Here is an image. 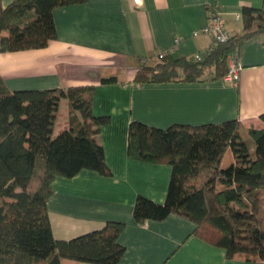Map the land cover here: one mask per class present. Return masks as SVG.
I'll list each match as a JSON object with an SVG mask.
<instances>
[{
    "label": "trees",
    "instance_id": "16d2710c",
    "mask_svg": "<svg viewBox=\"0 0 264 264\" xmlns=\"http://www.w3.org/2000/svg\"><path fill=\"white\" fill-rule=\"evenodd\" d=\"M85 0H13L0 4V52L43 48L56 37L53 10ZM243 27L216 43L199 60L164 55L142 64L138 84L201 82L226 76L228 58L239 59L244 42L264 38V10L243 6ZM115 77L102 78L103 82ZM93 85L9 90L0 80V264H62L63 259L117 264L125 225L109 220L70 239L53 236L47 208L56 177L82 169L110 171L99 140L107 116L92 113ZM61 102L67 126L53 134ZM261 119L264 120V114ZM227 151L230 162L221 163ZM127 154L167 163L171 174L165 201L138 195L137 223L176 213L193 224L192 234L218 246L227 258L264 261V127L236 118L220 123L172 124L166 128L129 123Z\"/></svg>",
    "mask_w": 264,
    "mask_h": 264
},
{
    "label": "crops",
    "instance_id": "0c3cea01",
    "mask_svg": "<svg viewBox=\"0 0 264 264\" xmlns=\"http://www.w3.org/2000/svg\"><path fill=\"white\" fill-rule=\"evenodd\" d=\"M13 0H0L6 6ZM243 6L264 10V0H85L55 8L56 37L43 48L0 52V80L9 90L93 85L92 113L107 116L99 140L109 175L82 169L56 177L47 208L53 236L70 239L101 228L106 221L125 223L118 241L124 252L117 264H256L192 234L194 224L170 213L142 224L133 218L138 195L165 201L171 174L167 163L127 154L129 123L166 128L172 124L220 123L236 118L242 125L264 127V38L244 42L237 82L224 77L201 82L138 84L142 64L156 52L192 58L216 43L199 33L217 11L230 35L242 30ZM2 32L0 35H5ZM115 80L103 82L102 78ZM67 126L65 104L53 134ZM62 264H94L63 259ZM258 264H264V261Z\"/></svg>",
    "mask_w": 264,
    "mask_h": 264
},
{
    "label": "built area",
    "instance_id": "2783aa9c",
    "mask_svg": "<svg viewBox=\"0 0 264 264\" xmlns=\"http://www.w3.org/2000/svg\"><path fill=\"white\" fill-rule=\"evenodd\" d=\"M139 2H140V0H137V3H139ZM199 33L212 34L214 43L225 42L230 37V33L225 26L224 19H223L222 15L217 11L213 12L210 15L208 22L206 23L205 26H203L200 30L194 31V35H197ZM207 52H208L207 50L204 52H198L193 56V59L199 60L204 55H206ZM164 55H165L164 52H156L155 53L156 58H161ZM240 70H241V65L238 62L236 56L235 55L229 56V58H228V70H227L226 76L224 78L230 82H237L238 78H239Z\"/></svg>",
    "mask_w": 264,
    "mask_h": 264
},
{
    "label": "rangeland",
    "instance_id": "374dc122",
    "mask_svg": "<svg viewBox=\"0 0 264 264\" xmlns=\"http://www.w3.org/2000/svg\"><path fill=\"white\" fill-rule=\"evenodd\" d=\"M230 158H231V152L227 151L225 156H224V158H223V161H222L221 165L222 166L227 165L230 162Z\"/></svg>",
    "mask_w": 264,
    "mask_h": 264
}]
</instances>
